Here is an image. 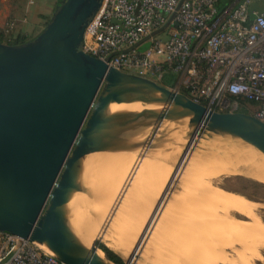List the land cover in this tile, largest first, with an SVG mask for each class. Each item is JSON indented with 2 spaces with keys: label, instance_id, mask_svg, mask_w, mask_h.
Here are the masks:
<instances>
[{
  "label": "water",
  "instance_id": "95a60500",
  "mask_svg": "<svg viewBox=\"0 0 264 264\" xmlns=\"http://www.w3.org/2000/svg\"><path fill=\"white\" fill-rule=\"evenodd\" d=\"M102 1L56 0L35 36L0 41V231L51 243L64 264H112L94 244L84 246L69 223L67 204L83 190L88 153L156 149L185 130L186 146L210 132L264 154V123L254 115L213 111L85 52V29ZM152 93L163 99L154 112L110 110ZM184 119L185 128L168 129Z\"/></svg>",
  "mask_w": 264,
  "mask_h": 264
},
{
  "label": "built area",
  "instance_id": "2783aa9c",
  "mask_svg": "<svg viewBox=\"0 0 264 264\" xmlns=\"http://www.w3.org/2000/svg\"><path fill=\"white\" fill-rule=\"evenodd\" d=\"M259 5L264 0H103L85 29L83 50L128 73L171 75L175 88L209 109L243 111L264 123ZM12 27L7 23L5 31ZM146 36L145 49L131 48ZM0 264L64 263L34 241L0 231Z\"/></svg>",
  "mask_w": 264,
  "mask_h": 264
},
{
  "label": "rangeland",
  "instance_id": "374dc122",
  "mask_svg": "<svg viewBox=\"0 0 264 264\" xmlns=\"http://www.w3.org/2000/svg\"><path fill=\"white\" fill-rule=\"evenodd\" d=\"M55 3L56 0H35V2L32 5L28 6L29 11H32L33 8H37L38 10L43 11L44 13L43 18L41 17V22L39 27L37 28L38 29L37 32L33 33L31 37H29L28 39L35 36L41 30V28L48 20L51 12L53 11ZM258 7L264 8V5H259ZM2 11L3 8H1L0 6V12L2 13ZM38 13L40 12L35 11V13H30L29 15H31L30 17H37ZM30 17L27 20L28 22L31 21ZM1 29L4 31L5 28L2 27ZM4 34L6 35V37H10L14 39V37L11 36V34L9 35V33H7L6 31H4ZM148 45L149 42L144 41L136 47V50L141 51L145 49ZM168 77L171 81L170 84L165 83V80H167L168 78L162 80H154L152 78L150 79L158 82L159 84L169 89L178 90V88H175L173 85L175 83V79L173 78V76L171 78V75H168ZM180 90L181 89H179L178 91L182 92ZM187 122H188L187 119L181 120L178 123H173L170 126H168V129H171L172 127H176V126H181L185 128ZM181 131L179 130L175 131L178 133V135L180 134V137H178L177 133L175 134V132H172L171 134L167 135L166 136L167 141L160 144V146L156 149L142 150V154L140 156L141 162L139 163L140 168L137 169L134 175L133 182L132 184H130V187H128L127 189V193H126L127 195H125V197L122 199L123 201H121V204L118 207V209L114 210L112 207L118 193L117 191H115V189L119 184L121 175L123 173L118 174L117 175L118 177L114 178L115 179L114 181L116 182L113 181L111 186L112 185L114 186H112L113 188L112 187L110 188L113 190V192L114 191L115 192L114 193L110 192L109 194H107V196L103 192H101L102 194H100L99 191L101 190L99 191L97 190L96 192L94 188H95V183L98 182V179L92 180L89 187V188L93 187L92 191H88L86 195L84 194L81 197L80 200H78V198H75L72 204V209H76V207L79 204H83V207L88 209V206L92 202L101 201L106 206L104 207L105 209L100 214H92L90 215V217L86 219L85 218L82 219L81 223L83 224H85L86 222L88 223L85 224L86 228H90V227L95 228L98 225L100 227L101 225H103V223H105L106 224L104 225L105 230L107 231L109 230L111 235L117 234L116 236H118L119 234V236L123 237L125 234L126 235L128 234V236L130 237V239L127 238L128 242L132 238L134 239L135 237L134 240L132 239L130 241L131 243L132 241L134 242L130 247V253L133 251L135 244L138 242L140 238V241L136 247L135 255L133 259L130 261H128V257H123L113 251L121 258L123 264H214V263L243 264L242 263L243 261H245L244 264L248 262L250 264H264V253H262L264 252V244L261 243L264 240L263 239L264 238L263 237L264 236V225H263L264 224V184L247 176L246 173L250 169V167H248L249 164L246 161V158L242 157L244 155L241 156V154L243 153L237 150L239 152L237 158L235 157L234 154L232 155V153H229L230 152L229 149L230 147L232 148V146L228 145V143L232 144V142H236L239 144V142L242 141L241 140L238 141V139L236 138L234 139L230 136L218 135L208 132V134H204L198 139L196 138V140L190 144V148L187 150L188 152L186 151L187 154L185 155V160L182 161L183 163L181 164V166H179V169L177 170V168L175 169V166L178 164V161L180 160L182 153L187 147L186 146L187 139L184 138L186 131L185 130H181ZM159 137L160 136H157L156 138ZM177 138L180 140L181 143H179V140ZM218 144H226L227 146V148H225L226 149L225 152L230 157L229 160L231 161V163L225 161L223 162V164L224 163L227 164H225L224 166L226 165L228 166V163L229 165L231 164L233 166L224 167L222 166L223 164H221L222 162L216 163L215 160L217 159H215L214 155H212L213 158L211 155L210 157L209 155L208 157L204 156L206 155L205 154L206 152L210 154L212 152V148ZM137 150H141V149H137ZM176 150L179 152H177ZM133 152H135V150L128 151L126 155L130 158L131 155L133 156ZM107 154H108L107 155L108 158L106 162L102 163L101 166L102 170L103 168L104 170L113 168L117 161V159L114 157V154L112 153H107ZM201 156L204 158L205 161L203 159H200L202 158ZM110 157L112 158L110 159ZM211 158L213 162H211L212 161ZM206 160H208L209 162L208 165L206 164L207 162ZM209 165L211 166L212 171L210 170V167L208 168ZM206 168H208L209 171H207ZM242 170H244L243 171L244 174ZM82 172L84 174H87L88 170L85 168L82 169ZM171 178H173L174 180H171L172 183L171 185H169L170 184L169 180ZM167 183L170 189L167 186ZM165 189L166 192L164 193ZM162 196H163V200L162 199H161L162 201L160 200L161 204L156 213L158 217L155 215L158 219L156 220V218H154L152 222L149 223L151 214L155 209L160 197ZM185 201L186 203H184ZM196 202L197 204L199 203L198 204L199 206L195 204ZM193 204L194 207L192 206ZM178 205L179 207L182 205L181 208H183V210L185 211H183L182 209H178L179 208ZM193 208H195L194 211L196 210L195 214L199 212V210L204 209L203 211H206L204 214L205 216L204 220L207 222L208 225L202 223L203 220L201 219V217L203 216L201 214L195 215L193 213L194 212ZM244 208L245 210L249 208L247 209L248 212L246 211V213H243L242 209ZM189 209L190 212H188ZM179 210L180 211L182 210V212L185 213L186 215L188 214L187 215L188 219H191L192 217L193 218L192 221H189L188 219L185 220L187 216H183L185 222L182 223L184 225L182 223L180 224V222L183 220L181 219L182 217L181 218L178 217V219L180 218V222L178 219H176L177 220L176 221L175 216L178 212H179L178 214L182 216L181 215L182 213H180ZM203 211H201L200 213H202ZM211 211L213 215H211ZM192 214L195 215V217H193ZM198 215H201V217L199 218ZM173 217L174 219H172ZM231 218H233V220ZM194 219L195 222L193 223ZM226 219L228 221H226ZM250 219L253 220V221L251 220L252 224L250 223ZM236 220L241 221V223L239 222L238 224ZM175 221L177 222L176 225L178 226L179 224L180 226L177 227L175 225L176 223ZM229 221H232L233 223L230 224L231 222ZM236 224L239 225L237 226L238 228H236ZM209 226H212L213 229L210 228ZM198 228H201L202 232H200ZM111 229L113 231H111ZM171 229L174 232L177 229L176 233H173L172 231L169 232L167 231ZM236 230H238V232L241 233L240 238H238L240 234L239 233L237 234ZM178 231H180L181 233L183 232L184 234L183 233L182 234L184 235V237L186 235L185 232L187 233L186 239L180 236L181 239H184V241L178 239L179 238L178 236L181 235V233ZM225 231L226 233H232V234L234 231H236L233 234L235 238L234 236H232V234H231L232 238L230 235L226 234V236L228 237L230 236V238H228L230 240L226 242L227 239L226 237L225 240L220 241L221 236H223V238L225 237V234L222 235L223 233H225ZM171 232H172V236L168 237ZM177 232L180 234H178ZM92 233H88L87 235L88 238H90V234L92 236ZM199 233H203V234H199ZM247 233L249 237L254 236V239L246 237L244 240L243 237H245V234ZM96 234L90 240L88 239V241L90 245L94 244L96 246L97 251L102 255V257L108 259L106 254L100 248V245L106 246L103 237L98 238ZM173 235L177 236V238H175L176 243L173 242L174 240L171 242L167 241L172 237H174ZM167 237L169 239L166 240ZM260 237L261 239H263L262 241ZM213 238H216L217 240L216 239L214 240ZM233 238L235 240H233ZM236 238L239 240H237ZM258 238L260 239V241ZM179 240L180 243H178ZM257 240L259 241V243H261L263 247L262 248L263 251L259 250V248L257 247L256 248L252 247L251 249L252 242L255 244V245L252 244L254 246L256 245L258 247L261 246L258 244ZM186 241L188 242L186 243ZM168 242L169 243L173 242V245L169 244ZM232 242L234 246H232L231 244ZM243 242L245 243L247 242L248 244L250 242V244L248 246L246 245L247 246L246 247ZM177 243L179 244L178 246L180 248L179 250L177 247L178 245ZM180 245H182V247ZM106 247L109 248L108 246ZM239 247L245 251H242L241 249L239 250ZM244 247H246L247 249ZM237 248L238 250H236ZM233 249L236 250L235 252L240 251L239 254L236 253L234 255L235 252L233 251ZM182 250L183 251L186 250L187 252L189 251L188 254L193 253L194 255L195 253V255L194 256L192 254H191L192 256L188 255L186 251L183 252ZM253 250L255 251L257 250L260 254L259 253L255 254L257 252L254 253ZM252 252L254 254H251ZM259 259L260 260L263 259V261L262 260L260 261ZM110 262L112 264H116L111 260Z\"/></svg>",
  "mask_w": 264,
  "mask_h": 264
},
{
  "label": "bare ground",
  "instance_id": "6f19581e",
  "mask_svg": "<svg viewBox=\"0 0 264 264\" xmlns=\"http://www.w3.org/2000/svg\"><path fill=\"white\" fill-rule=\"evenodd\" d=\"M163 104V99L161 98V97H159V95L158 94H156V93H152V95L151 96H142V97H140L139 99H135L134 100V102H132V103H113L112 105H111V107H110V110L113 112V111H117V110H120V109H129V110H134V111H146V112H154L155 110H157L161 105ZM175 132V131H174ZM177 132H175V134H176ZM181 134H182V131H181ZM177 135H178V133H177ZM177 137V136H176ZM178 137H180V134L178 135ZM182 138V137H181ZM174 139H176V138H174ZM178 139V138H177ZM202 139V138H201ZM235 139V138H234ZM236 139H238V138H236ZM179 140V139H178ZM241 139H238V141H240ZM224 141V140H223ZM242 141V140H241ZM243 142V143H242ZM242 142H239V144L238 143H236V142H232V144L231 143H228V145H231L232 146V148L230 147V149H229V153H232V155L234 154L235 155V157L237 158L238 157V154H239V152L238 151H240L241 153H243V154H241V156L242 155H244V156H242V157H244V158H246V161L248 162V167H250V169L247 171V176L248 177H250V178H252V179H254V180H256V181H258V182H260V183H262V184H264V154L261 152V151H259L258 149H256L255 147H253V146H251L250 144H247V143H245L244 141H242ZM179 143H181L180 142V140H179ZM179 143H178V145H179ZM227 144V143H226ZM226 144H218V145H216V146H214L213 148H212V152L210 153V154H208L207 152L205 153L206 155H204V156H206V157H208V155H209V157H210V155L212 156V155H214L215 156V159H217V160H215V162L216 163H221V164H223V162H225V161H227V162H229V163H231V161L229 160L230 159V157L227 155V153L225 152V148H227V146H226ZM219 145H221V146H219ZM228 147V148H229ZM190 148V145L189 146H187L186 147V149L184 150V152L182 153V155H181V158H180V160L178 161V164L175 166V169L177 168V170L179 169V166H181V164L183 163L182 161L183 160H185V155L187 154V150ZM234 148V149H233ZM236 149V150H235ZM142 150L143 149H141V150H135V152H133V156L131 155L130 156V158L126 155V153H128V151L129 150H118V151H98V152H91V153H88L86 156H85V158L83 159V161H82V169H87L88 170V172H87V174H84L83 172V174L81 173V183L83 184V190L82 191H76V192H74L73 194H72V196H71V198H70V200H69V202H68V204H67V206H69V208H70V214H69V223H70V226H71V228H72V230H73V232L75 233V235L78 237V239L82 242V244L84 245V246H86L88 249L91 247V245H90V243H89V241H88V239L90 240L92 237H94L95 236V234H96V236L99 238V237H103V240H104V242H105V244H106V246H108L112 251H114V252H116L118 255H121V256H123V257H128V261H130V260H132L133 259V257H134V255H135V252H136V247H137V245H138V243H139V241H140V238H139V240H138V242L135 244V246H134V248H133V251L130 253V247L132 246V244L134 243L133 241H132V243L129 241L128 242V239L127 238H129L130 239V237L128 236V234L126 235H124L123 237H121V236H119V234H118V236H116L115 234L114 235H111V233H110V231L108 230H105V226L104 225H106L105 223H103V225H101L100 227H99V225L97 226V227H95V228H92V227H90V228H86L85 227V224L87 223H85V224H83V223H81V221H82V219H86V218H88V217H90V215H92V214H100L105 208V204L104 203H102L101 201L99 202H92L89 206H88V209H86V208H84L83 207V204H79L77 207H76V209H72V204H73V201H74V199L75 198H78V200H80L81 199V197L85 194L86 195V193L88 192V191H92V189H93V187H91V188H89L90 187V184H91V181L92 180H94V179H98V182L97 183H95V190H96V192H97V190L99 191V190H101V191H99L100 192V194H102L101 192H103L104 194H106V196H107V194H109L110 192L111 193H114L115 191H117L116 193H117V197L115 198V201H114V203H113V209L114 210H116V209H118V207L120 206V204H121V201H123L122 199L125 197V195H127L126 193H127V189H128V187H130V184H132V182H133V179H134V175H135V173H136V171H137V169H139L140 168V156H141V154H142ZM150 150V149H149ZM238 150V151H237ZM134 151V150H133ZM177 151V150H176ZM187 151V152H186ZM177 152H179V151H177ZM209 152H210V150H209ZM107 153H112V154H114V157L117 159V161H116V164L114 165V167L113 168H109V169H107V170H104V168H103V170H102V168H101V166H102V163H104V162H106L107 161V158H108V154ZM131 154H132V152H131ZM130 155V154H129ZM202 155V156H203ZM231 155V154H230ZM231 155V156H232ZM237 155V156H236ZM196 156V155H195ZM200 156V155H199ZM201 156V157H202ZM203 156V157H204ZM131 157H132V159H131ZM200 158V159H203L204 160V158ZM229 157V158H228ZM112 157H110V159H111ZM212 158H213V156H212ZM212 158H211V160H212ZM159 159V158H158ZM167 159V158H166ZM206 159V158H205ZM239 159V158H238ZM141 160H142V158H141ZM218 160H220V161H218ZM232 160V159H231ZM205 161V160H204ZM207 162H206V164L208 165V160H206ZM210 161V160H209ZM240 161H241V159H240ZM211 162H213V160L211 161ZM214 162V163H215ZM246 162V163H247ZM213 163V164H214ZM229 163H228V166H233V165H229ZM255 163V164H254ZM225 164H227V163H224L222 166H224ZM233 164V163H232ZM235 164V163H234ZM242 164V163H241ZM139 165V166H138ZM211 165H212V163H211ZM215 165V164H214ZM227 165L226 166H224V167H228ZM243 166V165H242ZM246 166V165H245ZM244 166V167H245ZM125 167H126V169H125ZM210 167V170H211V166L209 165L208 166V168ZM247 167V168H248ZM208 168H206V170L207 171H209V169ZM222 168V167H221ZM204 169H205V166H204ZM217 169V168H216ZM242 169V168H241ZM240 169V170H241ZM244 169V168H243ZM125 170V171H124ZM218 170V169H217ZM220 170V169H219ZM212 171V170H211ZM244 170H242V172H243ZM121 172V173H120ZM125 172V173H124ZM174 172V171H173ZM224 172V171H223ZM123 173V174H122ZM118 174H122L121 175V179H120V181H119V184L117 185V187H116V189H115V191L113 192V190L110 188V187H112V186H114V185H112L111 186V184H112V182L115 180L114 178H116V177H118L117 175ZM174 174V173H173ZM207 174H208V172H207ZM243 174H244V172H243ZM205 176H206V174H205ZM172 177H174V176H172ZM171 180H174L173 178H171L170 180H169V182H170V184L169 185H171ZM114 182H116V181H114ZM114 184V183H113ZM169 185H168V183H167V186L169 187ZM113 188V187H112ZM167 188V187H166ZM169 189H170V187H169ZM95 190H93V191H95ZM130 190V189H129ZM166 192V189H165V191H164V193ZM115 193V194H116ZM163 195V194H162ZM105 196V195H104ZM103 196V197H104ZM164 196V195H163ZM163 196L162 197H160V199H159V201H158V203H157V205H156V207H155V209L153 210V212H152V214H151V217H150V220H149V223L150 222H152V220L154 219V218H156V220L158 219L157 217V210H158V208H159V206H160V204H161V202H160V200L162 199L163 200ZM165 196H166V194H165ZM235 196V195H234ZM234 196H231V197H234ZM185 197H187V196H185ZM236 198V197H235ZM233 199V198H232ZM239 199V198H238ZM243 199V198H242ZM161 200V201H162ZM240 201H242V200H240ZM236 202V201H235ZM184 203H186V201L184 202ZM250 203V202H249ZM181 204V203H180ZM196 205H198L197 204V202L195 203ZM258 204V203H257ZM240 205H241V203H240ZM250 205V204H249ZM248 205V206H249ZM182 206V205H181ZM181 206L179 207V205H178V209H182L183 210V208H181ZM193 207H194V204L192 205ZM199 206V205H198ZM243 206V205H242ZM246 206V205H245ZM252 206V205H251ZM261 206V205H260ZM141 207V206H140ZM152 207V206H151ZM150 207V208H151ZM184 207V206H183ZM186 207H187V205H186ZM185 209V208H184ZM194 209L195 208H193V211H194ZM216 209V208H215ZM247 209H249V208H247ZM245 210V208L244 209H242L243 210V213H246V211L248 212V210ZM182 210L180 211V213H182L181 215L182 216H180V214H176V218H175V220L176 219H178V217H182L181 219H183V216H187L185 213H183L182 212ZM191 210H192V208H191ZM204 210V209H203ZM203 210H199V212H197L196 214H201L203 217H201V215H198L199 216V218L201 217V219L203 220V222L202 223H205L206 225H208L207 224V222L204 220V218H205V216H204V214H205V212L206 211H203ZM220 210V209H219ZM224 210V209H223ZM256 210V209H255ZM183 211H185V210H183ZM196 211V210H195ZM195 211L193 212L194 214H195ZM198 211V210H197ZM201 211H203L202 213H200ZM213 211V210H212ZM212 211H211V215H213L212 214ZM245 211V212H244ZM188 212H190V209L188 210ZM188 212H186V213H188ZM224 212H226V211H224ZM192 213V212H191ZM183 214H185V215H183ZM195 214V215H196ZM222 214V213H221ZM224 214V213H223ZM139 215V214H138ZM157 217H156V216ZM195 215H193L192 214V216L193 217H195ZM217 215V214H216ZM226 215V214H225ZM242 215H244V214H242ZM146 217V216H145ZM190 217H191V215H190ZM189 217V218H190ZM216 217V216H215ZM115 218V217H114ZM180 218L178 219L179 220V222H180ZM209 218V217H208ZM211 218H214V217H211ZM227 218V217H226ZM172 219H174V217L172 218ZM186 219H188V216H187V218H185V220ZM192 217H191V219H188L189 221H192ZM216 219V218H215ZM214 219V220H215ZM218 219V218H217ZM228 219V218H227ZM226 219V221H228ZM230 219V218H229ZM232 220H233V218H231ZM120 220V219H119ZM185 220L183 219L181 222H180V224L183 222H185ZM187 220V221H188ZM238 220V219H237ZM236 220V222H238V224H239V222L241 223V221H237ZM252 219H250V223L253 221H251ZM174 221V220H173ZM177 221V220H176ZM175 221V222H176ZM209 221V220H208ZM225 221V222H226ZM195 222V219H194V221H193V223ZM210 222V221H209ZM229 222H231L230 224H232L233 222L232 221H229ZM228 222V223H229ZM247 222H249V221H247ZM182 223V224H183ZM190 223V222H189ZM211 223V222H210ZM88 224V223H87ZM114 224V223H113ZM177 224V222L175 223V225ZM227 224V223H226ZM252 224V223H251ZM108 225V224H107ZM148 225V224H147ZM184 225V224H183ZM211 225V224H210ZM264 225V224H263ZM177 226V225H176ZM178 226H180L179 224H178ZM177 226V227H178ZM237 226H239V225H237L236 224V228H238ZM210 228H212V226H209ZM126 228V227H125ZM133 228V227H132ZM93 229V230H92ZM140 229V228H139ZM179 229V228H178ZM199 230H200V232H202V230H201V228H198ZM213 229V228H212ZM91 230H92V232H91ZM123 230H124V228H123ZM180 230V229H179ZM198 230V231H199ZM111 231H113L112 229H111ZM132 231V230H131ZM168 232L169 231H172V229L171 230H167ZM176 231H177V229L175 230V232L174 231H172L173 233H176ZM237 231V232H236ZM236 231H232L233 232V234L236 232L237 234L239 233L238 232V230H236ZM126 232V231H125ZM134 232V231H133ZM172 232L170 233V235L168 236V237H171L172 236ZM178 232H180V231H178ZM177 232V233H178ZM88 233H92V236H91V234H90V238H88ZM120 233V232H119ZM127 233V232H126ZM181 233V232H180ZM180 233H178V234H180ZM183 233V232H182ZM181 233V235H179L178 237V239H181V237L180 236H182L184 239H186V236H187V233L185 232V237H184V233L182 234ZM223 233V232H222ZM260 233H263V232H260ZM131 234V233H130ZM134 234V233H133ZM169 234V233H168ZM177 234V235H178ZM190 234V233H189ZM188 234V235H189ZM199 234H203V233H199ZM216 234V233H215ZM218 234V233H217ZM221 234V233H220ZM225 234V237L223 238V236H221L220 237V241H223V240H225V238L227 237V239H226V242L227 241H229L230 239H228V238H230V236H231V234L232 233H226V231H225V233H223L222 235H224ZM226 234H228V235H230L229 237L228 236H226ZM232 234V236H234ZM240 234V236L238 237V238H240L241 237V233H239ZM247 235V236H246ZM131 236V235H130ZM174 236V235H173ZM232 236H231V238H232ZM237 236V235H236ZM243 236H244V234H243ZM166 238V240L167 239H169V238ZM248 238L249 237V235H248V233L247 234H245V237H243V239L245 240V238ZM264 237V236H263ZM262 237V238H263ZM142 238H143V236H142ZM175 238H177V236L175 235L174 237H172L171 239H169V240H167V241H169V242H171V241H173L174 243H176V241H175ZM234 238H235V236H234ZM233 238V240H235ZM249 238H252V239H254V236L253 237H249ZM134 239H135V237H134ZM133 239V240H134ZM184 239H181L182 241H184ZM210 239V238H209ZM214 240L216 239V238H213ZM213 239H212V241H213ZM237 239V238H236ZM259 239V238H258ZM260 239H261V237H260ZM260 239H259V241H260ZM264 239V238H263ZM263 239H261V241L263 240ZM217 240V239H216ZM232 240V239H231ZM237 240H239V239H237ZM243 240V241H244ZM249 240V239H248ZM142 241V240H141ZM219 241V242H220ZM258 241V240H257ZM259 241H258V244L259 245H261V243L262 244H264V240H263V242H261V243H259ZM39 247H41L43 250H45V251H47V252H50V253H54V248H53V246H52V244L51 243H48V242H42V241H34ZM168 242V243H169ZM173 242L172 243H169V244H171V245H173ZM188 241H186V243H187ZM218 242V243H219ZM178 243H180V240L178 241ZM177 243V244H178ZM181 243H183V242H181ZM185 243V242H184ZM239 243V242H238ZM237 243V244H238ZM244 244H245V246L247 245H249L250 244V242H249V244L246 242H243ZM232 244V246H234L233 245V242L231 243ZM234 244H236V243H234ZM252 244H254L253 242L251 243V249H252V247H257V248H259V250H262L263 251V247H262V245L261 246H254V245H252ZM182 245H184V244H182ZM182 245H180L181 247H182ZM187 245V244H186ZM176 246V245H175ZM179 246V244L177 245V247ZM242 246V245H241ZM240 246V247H241ZM246 246V247H247ZM239 247V250L242 248H240ZM246 247H244V248H246ZM236 248V247H235ZM255 248H253V249H255ZM180 248L178 247V250H179ZM182 249V248H181ZM188 249V248H187ZM232 249V248H231ZM247 249V248H246ZM198 250V249H197ZM236 250H238V248L236 249ZM235 249H233V251L235 252L236 251ZM242 250V249H241ZM183 251V250H182ZM184 251H186V250H184ZM183 251V252H184ZM242 251H245V250H242ZM241 251V252H242ZM254 251V253L255 252H257V253H255V254H258L259 252L256 250H253ZM187 252V251H186ZM189 252V251H188ZM188 252H187V254H188ZM207 252H208V250H207ZM239 252L240 251H237V252H235L234 253V255L236 254V253H238L239 254ZM96 253H97V255L98 256H100L101 258H104V257H102V255L96 250ZM253 252L251 253V254H254ZM262 253H264V252H262ZM193 255V253H190V254H188V255ZM260 254V253H259ZM191 255V256H192ZM194 255H195V253H194ZM193 255V256H194ZM209 255H210V253H209ZM207 257V256H206ZM208 258V257H207ZM209 259V258H208ZM260 260V259H259ZM262 261H263V259H261ZM260 260V261H261ZM228 261V260H227ZM248 261V260H247ZM246 261V262H247ZM209 262V261H208ZM213 263H214V261H213ZM233 263V262H232ZM243 264L245 263V261H243L242 262ZM214 264H216V263H214ZM240 264V263H239ZM246 264H250L249 262L248 263H246Z\"/></svg>",
  "mask_w": 264,
  "mask_h": 264
},
{
  "label": "crops",
  "instance_id": "0c3cea01",
  "mask_svg": "<svg viewBox=\"0 0 264 264\" xmlns=\"http://www.w3.org/2000/svg\"><path fill=\"white\" fill-rule=\"evenodd\" d=\"M232 0H222L223 3H228ZM0 6L3 8L2 13L0 12V28L6 27L7 23H13L12 29L7 31L9 35L14 38L25 37L28 39L33 33L37 32V28L40 25L41 17L43 18V11L33 8L32 11H29L26 0H0ZM38 13L37 17H30V13ZM31 19L30 22L27 20ZM5 31V29H4Z\"/></svg>",
  "mask_w": 264,
  "mask_h": 264
},
{
  "label": "trees",
  "instance_id": "16d2710c",
  "mask_svg": "<svg viewBox=\"0 0 264 264\" xmlns=\"http://www.w3.org/2000/svg\"><path fill=\"white\" fill-rule=\"evenodd\" d=\"M4 35H5L4 31L0 28V41L1 42H7V43H11V44H18V43L23 42V41L26 40L24 37H17V38L12 39V38L6 37V35L5 36ZM167 78H166L167 80H165V83L166 84H170L171 81H170L169 77H167ZM241 112H243V111H241ZM100 248L106 254L108 259H110L111 261L115 262L116 264H123L121 258L117 254H115L112 250H110L109 248H107L104 245H100Z\"/></svg>",
  "mask_w": 264,
  "mask_h": 264
}]
</instances>
